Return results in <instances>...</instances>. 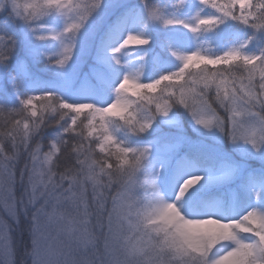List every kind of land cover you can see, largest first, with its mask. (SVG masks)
Wrapping results in <instances>:
<instances>
[{"label": "snow or ice", "instance_id": "snow-or-ice-1", "mask_svg": "<svg viewBox=\"0 0 264 264\" xmlns=\"http://www.w3.org/2000/svg\"><path fill=\"white\" fill-rule=\"evenodd\" d=\"M0 264H264V0H0Z\"/></svg>", "mask_w": 264, "mask_h": 264}]
</instances>
